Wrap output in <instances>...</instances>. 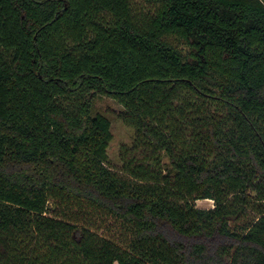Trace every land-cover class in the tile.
Listing matches in <instances>:
<instances>
[{"label":"trees","instance_id":"trees-1","mask_svg":"<svg viewBox=\"0 0 264 264\" xmlns=\"http://www.w3.org/2000/svg\"><path fill=\"white\" fill-rule=\"evenodd\" d=\"M146 1L0 0V264H264V0Z\"/></svg>","mask_w":264,"mask_h":264},{"label":"rangeland","instance_id":"rangeland-1","mask_svg":"<svg viewBox=\"0 0 264 264\" xmlns=\"http://www.w3.org/2000/svg\"><path fill=\"white\" fill-rule=\"evenodd\" d=\"M137 8L147 10L151 7L146 0H135ZM170 40L178 46L185 54L189 52L188 45L175 37ZM123 109L116 100L108 96H101L95 103V111L107 115L111 119L113 139L108 148V165L116 171H121L124 167V157H141L146 154L144 150H133L134 130L126 125L119 117V112ZM126 148L127 150L123 151ZM125 155V156H124ZM167 160L165 159V162ZM199 208H213L215 203L211 199H200L195 202Z\"/></svg>","mask_w":264,"mask_h":264}]
</instances>
